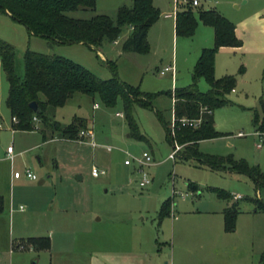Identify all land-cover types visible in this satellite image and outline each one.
Returning <instances> with one entry per match:
<instances>
[{
	"label": "rangeland",
	"instance_id": "rangeland-1",
	"mask_svg": "<svg viewBox=\"0 0 264 264\" xmlns=\"http://www.w3.org/2000/svg\"><path fill=\"white\" fill-rule=\"evenodd\" d=\"M246 1L238 3L239 10L232 6L239 18L264 8V0H249L245 4ZM122 2L96 0L93 11L78 10L68 16L83 20L96 15L114 18ZM213 2L196 8L178 6L177 11L190 7L197 19L196 30L190 38L176 36L171 30L173 20L163 15L173 11L174 5L171 3L170 8L163 2L158 20L148 31L145 54L122 52V43L129 34L127 28L114 44L104 42L96 53L78 45L46 46V40L30 37L23 26L2 15L0 39L13 46L14 68L21 79L24 77L23 55L30 50L63 56L101 80L112 77L110 62L125 84L145 93H165L191 84L192 71L205 39L200 31H210L198 21L197 12ZM229 22L237 27L236 21ZM239 40L243 42L241 37ZM262 41L264 50V39ZM209 44L207 48H212L214 40ZM249 60L247 66L243 52L217 51L215 78L231 75L236 82L234 91L225 97L228 105L213 112L214 130L221 135L201 141L198 148L206 155L245 160L264 172V141L255 136L252 123L254 110H259L264 98V63L258 67L251 63V57ZM242 66L243 72L239 73ZM165 68L173 69L172 79L170 72L160 75ZM197 88L202 93L209 89L203 79L199 80ZM7 89L0 68V196L4 203L0 213V264H170V257L162 249L161 224L170 223L171 214L159 218L165 201H170L174 216L182 217V224L191 226L184 235L188 264H250L230 251L210 248L206 244L215 236L197 230V225L219 220L221 210L229 203L218 199L211 188L242 197L236 203L242 213L240 220L258 226L254 234L256 243L251 248L257 254L253 264H259L264 254V213L257 212L255 218L247 213L256 210L254 200L264 202V190L257 196L253 182L237 173L215 172L193 161L169 160L173 148L153 110L138 105L133 108L134 122L148 140L138 141L130 136L121 99L116 100L113 108H107L98 96L77 93L50 114L61 125L70 124L74 117L85 120L86 127L82 131H91L92 137L79 134L76 142L54 140L42 144L39 129L32 133L12 131L5 106ZM153 106L170 121L171 103L167 96L160 95ZM238 132L242 135L238 136ZM261 142L263 149L258 150ZM9 146L14 150L12 161L5 156ZM178 146L180 150L184 147ZM21 149L27 150L19 154ZM143 153L152 158V164L144 168L151 183L140 188L141 174L135 159ZM125 161L130 165L125 166ZM92 168L103 171L104 175L92 177ZM25 170L32 172L36 181L27 180L23 175ZM15 172L21 175L19 180H14ZM247 234L239 230L235 237ZM167 236L171 237L170 230ZM31 237L48 238L49 250H34L27 242ZM17 246L23 248L17 249Z\"/></svg>",
	"mask_w": 264,
	"mask_h": 264
},
{
	"label": "trees",
	"instance_id": "trees-1",
	"mask_svg": "<svg viewBox=\"0 0 264 264\" xmlns=\"http://www.w3.org/2000/svg\"><path fill=\"white\" fill-rule=\"evenodd\" d=\"M96 0H0V13L7 15L13 22L23 26L30 37L46 40L49 47L82 45L89 51L98 52L104 42L113 44L122 30L127 28L129 34L122 43L123 53L145 54L148 52L147 34L150 27L158 20L160 13L153 6L152 0H132L131 6H120L115 17L96 15L90 19H74L68 13L78 10L93 11ZM197 18L204 26L214 31V46L202 49L192 71L189 86L165 93H145L138 87L122 82L113 63L108 62L112 77L101 80L89 70L59 55L42 54L26 50L23 55L24 77L21 79L14 68V48L0 39V67L8 85L5 106L9 111L12 129L19 132H31L39 126L42 141L54 138L76 142L78 135L86 127V121L74 117L70 124L56 122L50 112L62 107L75 94L89 97L98 96L107 108H113L116 100L121 99L123 116L130 129V136L138 141L148 142L142 136L133 119V108L138 105L154 111L165 131L167 140L184 145L176 156L177 161H193L198 166L215 172H233L250 179L256 192L264 190V172L258 166H250L245 160H235L232 156L216 157L199 151V143L211 140L221 134L214 130L213 112L228 105L226 95L233 91L236 79L225 75L214 76V60L221 48H237L241 41L235 35V27L226 18L214 10H199ZM197 19L190 7H184L175 15V35L190 38L193 36ZM243 68L239 69V73ZM205 80L209 89L206 93L198 90L199 80ZM165 95L173 102V130L163 114L154 106V101ZM35 103L37 111L30 108ZM36 120V122L34 121ZM183 119L200 120L197 128L180 127ZM256 132L264 135V99L260 101L259 110H254L253 120ZM50 132V135L47 134ZM218 199L231 200V195L211 188ZM255 212L264 213V202L254 200ZM237 204L223 211L224 229L232 232L239 210ZM170 201H165L159 211V218L169 215ZM4 209L0 196V213ZM27 242L36 251H45L50 247L46 237L29 238ZM264 264V254L262 256Z\"/></svg>",
	"mask_w": 264,
	"mask_h": 264
},
{
	"label": "crops",
	"instance_id": "crops-1",
	"mask_svg": "<svg viewBox=\"0 0 264 264\" xmlns=\"http://www.w3.org/2000/svg\"><path fill=\"white\" fill-rule=\"evenodd\" d=\"M208 1H214V2H213V4H211V6H208V8H206L205 10H214V11L218 12L220 15H222L224 18H226L228 21H232L233 23H235V21H236L237 27H235V35L238 39L240 37L243 39V42L241 41L242 44L240 47H237V48H221L220 51H224L226 49H229V50H232L234 52H243V54H246V63H247L246 65L247 66H248V63L250 61L249 57H251L252 58L251 63L258 65V67H260L262 65V63H264L263 62L264 61V50L261 49V45H263L262 40L264 39V8L260 9L255 14H246L247 16H245V14H243L242 15L243 17L239 18L237 14L233 13L232 6H235L236 10H239V4L238 3L241 0H208ZM208 1L207 0H201L202 3L200 5L202 6L203 3H207ZM248 1L249 0H247L245 2V4H247ZM163 2L167 3V5L170 8L172 7L171 3H173V5H174V0H152L153 6L158 10H159V7L162 5ZM122 3L123 4H121L120 6H122V5L123 6H128V5L131 6L132 0H123ZM177 10H178V7H177ZM173 11H174V8H173ZM173 11H171L170 13H167V14H171L170 17H164V15H166V14H164L163 18H165L167 20L168 19L173 20L171 23V30H173L175 32V15L176 14L172 15ZM0 15L10 19L7 15H3L1 13H0ZM204 27H208V26H204ZM208 28H210L209 29L210 31H208V29H202L200 31L203 34H205V39H204L203 43L201 44V47H203V48H201V50L209 47L208 46V45H210L209 43L214 40V31L211 27H208ZM128 32H129V30H128ZM247 37H248V39H247ZM46 46H48V45H46ZM78 46H82V45H78ZM55 47L59 48V46H55ZM201 50L197 56V60L199 58ZM99 51L96 53H99ZM242 68H243V66H242ZM172 78L173 77L171 75V79ZM7 88H8V85H7ZM7 91H8V89H7ZM6 97H7V93H6ZM262 99H264V98H262ZM154 102H156V100ZM170 103H171V108H170V117L171 118H170L169 123L171 122V120L173 118V114H172L173 102L171 99H170ZM94 108H97V106H94ZM8 114H9V111H8ZM9 116H10V114H9ZM10 121H11V128H12L13 122H12L11 117H10ZM213 126H214V119H213ZM0 127H1V125H0ZM38 129H39V126H37L34 131H36ZM12 131H14V130L12 129ZM14 132L32 133L33 131H31V132L14 131ZM39 133H40V131H39ZM89 133L92 135L91 131H89ZM239 134H242V132L237 133L238 136H239ZM254 134L256 137L263 138V141H264V135H262V137H261L260 133L256 132L255 129H254ZM91 137H89V138H91ZM54 140L65 141V140H59V139L54 138L53 140H48L46 142H43L42 141V135H41L42 144L50 143L51 141H54ZM259 145H261V147H258V150H262L263 149V142L259 143L258 146ZM31 148H33V146ZM31 148H29V149H31ZM26 150L27 149H24V150L21 149L19 151V154L25 152ZM5 156L9 160L6 153H5ZM13 156H14V150H13ZM19 179L20 178H18V179L14 178V180H19ZM34 181H36V180H34ZM260 194H261L260 192H256L257 196H260ZM233 196L234 195H231V197H232L231 200H229L228 201L229 203L226 204L225 207L221 210L220 215H219V220L215 219L213 221V223L206 222V223H203L201 225H197L198 226L197 230L205 232V233L207 232L208 234L210 233L211 235L215 236L213 239H210L208 242L205 241V242H207L206 245L210 246V248H216L217 250L225 249L226 251H230L231 253L235 254L236 257L241 256L242 259H245L246 262L253 264L257 254L254 252V250L251 247L254 246L256 243V241H255L256 239L254 237V234H255L256 230L258 229L257 224H254L252 222L249 223V221L245 222V221L240 220V218H241L240 215L242 213H240V211H239V214H238L237 219H236L234 231L226 232L224 229L223 211L226 208H229L232 205L236 204L237 201L242 199V197L240 195H238V196H240V199L234 200ZM172 210L174 211V208L171 209V207H169L170 213L168 216H166V218L169 217L171 214V218L173 221L171 220L170 223H168V221H166V222H162V224H161V230H162L161 237H162V245H163L162 249L165 250V252H167V255L170 257V262H169L170 264H188V257L186 256L187 251L185 249V247L187 245L186 244L187 241L184 238V235L187 234L186 233L187 229H189V230L191 229V226L190 225L187 226V224H182L183 223L182 217L178 218V217L174 216V213ZM191 213H193V212H191ZM182 214H185V213H182ZM188 214H190V213H188ZM247 214H252V216H253L252 218H255L254 216H256L257 212H255V211L253 213L248 212ZM168 230L171 231V237L170 238L167 236ZM239 230L247 231L248 232L247 236L246 237H235V236H237ZM175 234H177V236L179 238L178 237L175 238ZM31 238H39V237H31ZM48 250H46V251H48ZM157 251H159V250H157ZM262 256H263V253L261 255L259 264H262Z\"/></svg>",
	"mask_w": 264,
	"mask_h": 264
},
{
	"label": "built area",
	"instance_id": "built-area-1",
	"mask_svg": "<svg viewBox=\"0 0 264 264\" xmlns=\"http://www.w3.org/2000/svg\"><path fill=\"white\" fill-rule=\"evenodd\" d=\"M174 5H175L174 11H173L172 15L176 14L177 7L179 5H187V6L196 8V7H199L200 1L199 0H174ZM170 16H171V14L164 15V17H170ZM165 72H170L172 77H174L173 69L165 68L163 71L160 72V75H163ZM34 121L36 122L35 119H34ZM12 122L16 123L17 121L15 118H13ZM169 124H170V128L173 130V127H174V119L173 118ZM199 124H200V120L183 119L179 122L180 127H188V128H197L199 126ZM241 135L242 134H239V136H241ZM80 136L81 137H84V136L91 137L92 135L90 133L81 132ZM261 137H262V135H261ZM258 147H261V145H259ZM179 152H180V147L178 146V144L174 143L173 150L170 153V155L168 156V159L175 161L176 156L178 155ZM6 154L9 158V160L12 161V159H13V148L11 146L7 147ZM135 162L139 168L138 172L141 174V178L138 181V186L140 188H145V187L150 185L151 180L148 177V175L144 172V168H146L152 164V158L149 156V154L143 153L140 158L135 159ZM124 165L129 166L130 165L129 161H125ZM23 175L27 180H30V181L36 180V176L32 172H30L29 170H25ZM102 175H104L103 171H98L96 168H92V170H91V176L92 177L97 178V177L102 176ZM13 177L15 179H18L21 177V175L19 173L15 172ZM179 196L183 197V195H179ZM233 199L238 200V199H240V196L234 195ZM22 248H23L22 246H17V249H22Z\"/></svg>",
	"mask_w": 264,
	"mask_h": 264
},
{
	"label": "water",
	"instance_id": "water-1",
	"mask_svg": "<svg viewBox=\"0 0 264 264\" xmlns=\"http://www.w3.org/2000/svg\"><path fill=\"white\" fill-rule=\"evenodd\" d=\"M30 108L32 109V111L36 112L37 111V106L35 103H31L30 104Z\"/></svg>",
	"mask_w": 264,
	"mask_h": 264
}]
</instances>
